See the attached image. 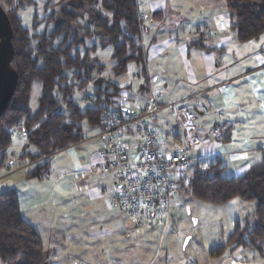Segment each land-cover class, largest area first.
Listing matches in <instances>:
<instances>
[{
	"label": "trees",
	"instance_id": "obj_1",
	"mask_svg": "<svg viewBox=\"0 0 264 264\" xmlns=\"http://www.w3.org/2000/svg\"><path fill=\"white\" fill-rule=\"evenodd\" d=\"M222 1L238 42L254 41L264 34V0ZM32 3L33 0H0L13 33L11 67L18 76L15 93L0 115V160L2 164L8 159L11 133L16 131L24 146L15 158L29 165L26 179L41 178L48 171L43 159L87 137L80 123L98 130L105 125L106 110L122 112L116 103L121 88L102 76L104 65L95 55L98 49H111L114 76L126 74L129 64L144 63L136 0H60L49 16L53 30L41 34L24 28L17 16L19 9ZM87 15V23L81 24ZM161 16L158 12L151 18ZM93 37H98L99 42L87 46L86 39ZM66 72H73L75 83H69ZM35 84L40 86L41 95L38 108L32 111L29 102ZM89 85L92 91L84 96V101L88 102L91 96V104L81 108L71 100L74 88L81 92ZM30 147L33 151H29ZM223 170L216 159L206 171L195 168L186 183L188 193L206 204L250 202L253 213L251 221L236 220L225 245L210 250L209 254L218 256L227 248L231 251L248 248L264 256V167L251 168L238 177H225ZM181 189L182 180L178 187ZM0 262L48 264L42 240L23 219L13 189L0 193Z\"/></svg>",
	"mask_w": 264,
	"mask_h": 264
},
{
	"label": "crops",
	"instance_id": "obj_2",
	"mask_svg": "<svg viewBox=\"0 0 264 264\" xmlns=\"http://www.w3.org/2000/svg\"><path fill=\"white\" fill-rule=\"evenodd\" d=\"M138 1L144 51L142 90L148 97L143 106L134 109L125 103L122 93L116 103L122 111L137 112L146 108L152 94L163 104L180 101L196 116V131L203 140L202 150L194 151L192 159L201 151L215 156L224 168L223 175L230 171L225 177L263 168L264 34L254 41L238 42L222 0H140L141 6ZM158 12L162 16L153 20L151 16ZM161 122L169 131L157 130ZM153 125L156 134L165 133L164 145L174 148H165L167 152L183 148L182 129L179 131L168 112L156 117ZM217 127L224 130L221 144H213L209 137ZM96 150L88 171L95 169L101 176H110L100 172ZM9 157L7 168L14 163ZM94 192L92 196L100 197ZM106 222L121 236L122 243H109L107 247L104 243H69L64 249L53 243L46 255L48 264H173L168 243H148L147 239L143 243L141 231H133L116 215ZM152 229L142 232L148 235Z\"/></svg>",
	"mask_w": 264,
	"mask_h": 264
},
{
	"label": "rangeland",
	"instance_id": "obj_3",
	"mask_svg": "<svg viewBox=\"0 0 264 264\" xmlns=\"http://www.w3.org/2000/svg\"><path fill=\"white\" fill-rule=\"evenodd\" d=\"M59 1L33 0L32 5L19 9L17 16L22 26L37 34L51 32L54 24L49 20V16ZM138 5L141 6L140 0ZM97 9L99 10V7ZM87 19L88 15L84 17L81 24H86ZM34 22H37L35 26H33ZM92 42L98 43L99 38L93 37L85 41L87 46H90ZM79 51L81 52L82 48ZM111 54L109 47L98 49L95 53L104 65L102 76L121 88L120 93L130 108L143 106L148 97L142 90L145 85L142 72L144 67L132 63L129 64L126 74L114 76L111 71L114 64ZM65 75L69 78V83L76 82L73 72H66ZM91 91L90 85L81 92L74 88L71 100L81 108L87 107L91 103L85 102L84 96ZM40 95V86L33 85L29 102L32 111L38 108ZM160 125L157 130L169 131L163 122ZM80 126L86 136H92L93 131L85 122L80 123ZM152 128L156 130L153 122ZM163 135L165 133H157L161 140L164 138ZM135 138V136L124 134L121 136V140L129 143L131 148ZM23 146L24 140L16 132L7 151L11 157L9 159L14 161L13 165L7 168L8 164L5 162L1 164L0 160V193L10 189L16 192L21 215L40 235L46 255L53 243L59 247L63 246V249L69 243H104L106 247L109 243H122L121 236L119 237L106 222L109 217L116 215L130 228L132 226L111 204L115 193L114 179L111 175L101 176L95 169L92 173L88 171L89 165L93 163L89 161L93 159L94 150L97 148L95 141L81 142L79 145L57 153L52 158H47L48 171L44 172L41 178L32 179L24 177L25 172L29 170V165L15 158ZM164 147L169 151L174 149L169 145ZM29 151H33V148L30 147ZM194 167L195 162L191 161L189 167L182 173L183 189L179 190L171 201L172 223L166 226L153 225L148 235L142 232L145 228L136 229L132 226L134 229H131L141 231L142 238H140L143 243H147V240L148 243H168V255L172 258L173 264H264V256L248 248H236L232 251L227 248L218 256L209 254L210 250L225 245L232 231L233 220L246 218L251 221L253 204L233 200L229 205L220 206L194 199L188 193L186 186ZM229 173L230 171H226L224 176H228ZM94 191H97L100 197L92 196Z\"/></svg>",
	"mask_w": 264,
	"mask_h": 264
},
{
	"label": "built area",
	"instance_id": "obj_4",
	"mask_svg": "<svg viewBox=\"0 0 264 264\" xmlns=\"http://www.w3.org/2000/svg\"><path fill=\"white\" fill-rule=\"evenodd\" d=\"M88 100L91 101V96ZM164 111L183 133V148L172 152L166 151L164 141L152 128L154 119ZM105 117V125L82 142H96L99 170L113 176L112 206L136 229L172 223L171 201L177 194L183 171L191 161L195 162V168L206 171L216 159L202 151L191 158L203 145L196 131V116L180 105V101L162 104L152 94L144 110H106ZM123 134L136 137L132 148L121 140ZM11 135L14 137L16 131ZM209 137L213 144H221L224 130L214 128Z\"/></svg>",
	"mask_w": 264,
	"mask_h": 264
},
{
	"label": "water",
	"instance_id": "obj_5",
	"mask_svg": "<svg viewBox=\"0 0 264 264\" xmlns=\"http://www.w3.org/2000/svg\"><path fill=\"white\" fill-rule=\"evenodd\" d=\"M12 37L10 21L0 6V115L9 105L18 80L16 71L11 67L14 57Z\"/></svg>",
	"mask_w": 264,
	"mask_h": 264
},
{
	"label": "snow or ice",
	"instance_id": "obj_6",
	"mask_svg": "<svg viewBox=\"0 0 264 264\" xmlns=\"http://www.w3.org/2000/svg\"><path fill=\"white\" fill-rule=\"evenodd\" d=\"M262 107H264V106H262Z\"/></svg>",
	"mask_w": 264,
	"mask_h": 264
}]
</instances>
